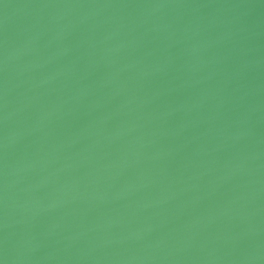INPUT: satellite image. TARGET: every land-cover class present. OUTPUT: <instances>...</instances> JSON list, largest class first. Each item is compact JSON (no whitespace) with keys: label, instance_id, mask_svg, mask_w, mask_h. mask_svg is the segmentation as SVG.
I'll return each instance as SVG.
<instances>
[{"label":"water","instance_id":"95a60500","mask_svg":"<svg viewBox=\"0 0 264 264\" xmlns=\"http://www.w3.org/2000/svg\"><path fill=\"white\" fill-rule=\"evenodd\" d=\"M0 264H264V0H0Z\"/></svg>","mask_w":264,"mask_h":264}]
</instances>
